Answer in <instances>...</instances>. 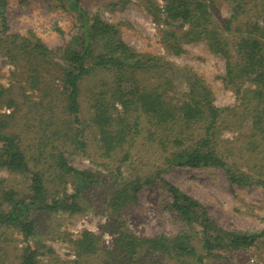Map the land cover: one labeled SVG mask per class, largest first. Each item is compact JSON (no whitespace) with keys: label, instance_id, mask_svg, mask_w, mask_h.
<instances>
[{"label":"trees","instance_id":"obj_1","mask_svg":"<svg viewBox=\"0 0 264 264\" xmlns=\"http://www.w3.org/2000/svg\"><path fill=\"white\" fill-rule=\"evenodd\" d=\"M55 1L74 11L79 28L59 53L49 48L33 31L10 33L6 14L8 0H0V51L21 71L29 70L28 76L31 77L28 78L32 80L35 92L38 90L35 94L39 97L35 99L37 109L33 111V117L37 120L48 117V122L50 118L51 122L43 126L45 129L51 127L50 138L54 132L62 139L63 148L69 146L67 150L87 151L88 128L96 127L100 135L99 146L106 155H111L143 133L140 128L143 121L139 118L146 115L151 129L165 135L164 146L169 153L165 160L167 167H221L234 183L246 185L254 182L251 174L229 161L219 149L216 129L223 123H250V142L255 147L262 146L260 151L264 154V26L242 25V29L245 28L242 34L231 41L227 32L235 29L236 15L220 23L208 0H163L162 5L158 0H147L157 22L170 26L162 28L163 41L170 52L181 54L186 51V43L204 42L211 52L225 58L224 81L241 93V102L233 107H220L214 103L210 85L197 74L181 96L172 95L173 79L168 73L178 70L173 62L165 56L137 50L124 39L117 24L106 21L98 13L89 12L82 0ZM57 56L59 62L55 68L49 64ZM53 72L59 74L49 78L48 74L53 76ZM92 76L96 77L97 83L90 95L92 115L87 118L84 116L82 89L84 82ZM8 96L7 88L0 83V103L15 106L16 98ZM40 109L44 112L41 113ZM16 115L15 111L11 114L0 112V166L30 175L28 187L31 192L24 196L16 189H5L0 183V228H17L28 238L37 231L34 215L83 211L85 194L100 179L97 172L69 164L65 151H59L60 154L51 152L46 157L53 158L55 168L52 169L59 170L62 177L75 176L78 181L73 192L60 193L56 184L57 191L52 192L50 188L55 186L48 182L42 167L31 166L22 143V133L14 130L12 122ZM195 128L204 130L203 135L197 134ZM161 174L162 170L115 180L116 186L107 207L116 217L117 236L114 249L107 250L109 254L115 253L128 264L156 253L161 254L163 262L208 264L207 257L218 250L245 249L264 238V229L253 232L222 229L198 198L184 192ZM257 182L264 185L261 177ZM145 184H161L170 192V206L184 222L178 233L140 236L127 227L123 213L138 201V191ZM197 225L201 226L202 232L198 231ZM77 246L81 253H84L83 249L95 251L103 248L97 235L91 232L85 233ZM38 248L28 244L21 254L20 264H38Z\"/></svg>","mask_w":264,"mask_h":264},{"label":"rangeland","instance_id":"obj_2","mask_svg":"<svg viewBox=\"0 0 264 264\" xmlns=\"http://www.w3.org/2000/svg\"><path fill=\"white\" fill-rule=\"evenodd\" d=\"M158 2L163 4V0ZM208 3L220 23L236 15L235 29L227 32L231 41H235L242 34L245 29H242V25L264 26V0H208ZM82 4L89 12L98 13L106 21L117 24L124 39L137 50L165 56L174 63L178 68L177 72L168 73L173 79L172 95L181 96L190 88L197 74L212 88L214 103L218 106L233 107L241 102V93L224 81L225 58L211 52L204 42L186 43V51L181 54L167 49L162 28L170 26L166 27L157 22L147 0H82ZM6 14L10 33L28 34L33 31L49 48L58 53L79 30L74 11L68 7L63 8L55 0H8ZM52 61L54 62L49 65L56 68L59 56ZM52 74L54 75L48 74V77H56L59 72ZM28 75V69L21 71L0 51V83L7 88L8 97L17 100L13 107L0 103V112H16L12 123L14 130L22 133V143L31 166L36 169L42 167L48 182L54 186L58 185L60 193L66 190L73 192L78 184L76 177H62L59 170L52 169L53 158L46 157L51 152L60 154L59 151H65L69 164L78 169L97 172L100 180L85 194L83 211L75 214L41 212L34 215L37 229L35 235L26 238L17 228H0V264H20L21 254L28 244L34 249L39 247L38 264H128L115 253L107 252L114 249L117 236L114 225L116 217L112 216L107 207L109 197L116 186L117 178L121 181L128 177L155 174L160 170L161 176L166 180L198 198L222 229L250 232L264 229V185L257 182L259 177L264 179V154L260 151L262 146L255 147L250 142V123H223L216 129V142L226 158L254 177V182L246 185L232 182L221 167H167L165 160L169 153L164 146L165 135L161 131L151 129L146 115L139 118L143 121L140 125L143 133L137 134L111 155H106L105 150L103 152L99 146L100 135L96 127L88 128L87 151L74 150L72 147L73 150H67L69 146L63 148L62 139L56 137L54 132L50 138V126L46 129L43 127L45 123L51 122L50 118L48 122V117L43 120L33 117V111L37 109L35 99L39 97L35 94L38 90L35 92L32 88V80L28 78L31 76ZM56 83H59V80H56ZM96 83V77L92 76L83 84L82 100L84 116L87 118L92 115L89 108L92 103L90 95ZM41 86L43 87V84ZM40 112L44 110L40 109ZM195 130L197 134L203 135L204 130ZM40 134L42 141L39 139ZM1 148L2 142L0 153ZM0 183L5 189H16L24 196L31 192L28 187L30 175L12 172L6 167L0 166ZM50 189L52 192L57 191L56 186ZM171 202L170 192L162 188L161 184H145L138 191V201L124 211L122 217L127 227L140 236L176 234L183 229L184 222L170 206ZM197 226L198 231L202 232L201 226ZM87 232L97 235L102 249H83L84 253L80 252L77 242ZM161 259V254L156 253L130 264H175L173 260L163 262ZM207 261L208 264H264V238L245 249L218 250L207 257Z\"/></svg>","mask_w":264,"mask_h":264}]
</instances>
